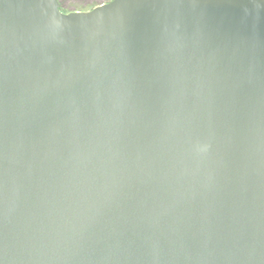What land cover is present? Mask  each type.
<instances>
[{"label":"water","instance_id":"water-1","mask_svg":"<svg viewBox=\"0 0 264 264\" xmlns=\"http://www.w3.org/2000/svg\"><path fill=\"white\" fill-rule=\"evenodd\" d=\"M0 264H264V0H0Z\"/></svg>","mask_w":264,"mask_h":264},{"label":"rangeland","instance_id":"rangeland-1","mask_svg":"<svg viewBox=\"0 0 264 264\" xmlns=\"http://www.w3.org/2000/svg\"><path fill=\"white\" fill-rule=\"evenodd\" d=\"M109 1L110 0H59L61 3L60 7H62L64 13L89 11L96 6L108 3Z\"/></svg>","mask_w":264,"mask_h":264},{"label":"trees","instance_id":"trees-1","mask_svg":"<svg viewBox=\"0 0 264 264\" xmlns=\"http://www.w3.org/2000/svg\"><path fill=\"white\" fill-rule=\"evenodd\" d=\"M58 2H59V0H58ZM59 3H60V2H59ZM60 6H61V3H60ZM60 10L63 11V10H62V7H60Z\"/></svg>","mask_w":264,"mask_h":264}]
</instances>
